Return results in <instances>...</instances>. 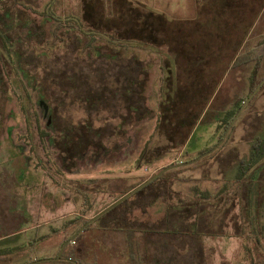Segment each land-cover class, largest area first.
Here are the masks:
<instances>
[{
    "label": "rangeland",
    "instance_id": "374dc122",
    "mask_svg": "<svg viewBox=\"0 0 264 264\" xmlns=\"http://www.w3.org/2000/svg\"><path fill=\"white\" fill-rule=\"evenodd\" d=\"M123 3L223 41L213 33L222 32L223 0H0V264H135L138 253L144 264H264V176L235 180L237 162L264 136V88L250 94L255 61L222 82L216 107L224 111L257 91L223 142L217 113L183 146L141 157L148 140L154 145L160 87L185 63L169 46L130 38L117 18ZM245 3L256 15L248 50L264 41V0ZM242 27L230 25L227 37H240ZM257 62L259 82L264 57ZM124 110L145 119L129 129ZM83 121L104 128L80 140ZM159 169L157 187L136 189Z\"/></svg>",
    "mask_w": 264,
    "mask_h": 264
},
{
    "label": "trees",
    "instance_id": "16d2710c",
    "mask_svg": "<svg viewBox=\"0 0 264 264\" xmlns=\"http://www.w3.org/2000/svg\"><path fill=\"white\" fill-rule=\"evenodd\" d=\"M223 1L224 3H219V7L217 6V12H225V14L221 15L222 32L218 33L213 30V33H216V36L218 34V36H221L223 39V41H220V39L218 38L217 43H215V40L211 42L208 38L201 37L203 36V34L201 35L200 33L196 32V27L188 29L185 23H175L174 21H169L162 14L146 10L135 12L132 8L126 7L124 3L121 4L120 10L118 8L119 16H117V18H121L122 20H124V23L126 24L124 27L125 32L129 33V35H131V33L133 32V34L136 35V37L133 36L130 38H140L145 42H151L158 46H169V50H174L177 53V57H179V59L181 58L183 60V63H185L184 66L180 67V72L176 73L173 76L174 81L170 85L163 84L160 87L162 101L158 113V123L156 126L157 132L153 137L154 145L152 146V149H149L152 141L148 140L146 142L145 148L141 153V157H147L149 156V153H151V155L160 154L171 149L172 147L183 146L190 138L194 128L198 124L207 122L208 117H214L213 121H216L217 119L215 115L217 113H223L222 118L217 120L221 122L218 128L224 129V132L220 134L219 140H221L224 137V134L227 132L229 126L231 125V122L234 119L235 115L241 109L243 102L257 87H259V90L264 88V77L259 82H257V77L259 76L260 70V65L257 61L264 57V41L263 44L261 42L259 43V46L254 45L248 50H244L243 46V40H245L247 35L250 33L253 26V21L256 20V15L254 13L248 14V10H252L253 7H249L250 5L245 3L246 0L244 3L243 0H238L237 2L235 1L236 3H232L231 0H229L230 3H227V0ZM260 1L261 0H259V2ZM125 9H127L128 11L124 13ZM217 12L215 13V18L218 17ZM236 14L238 15L236 16ZM111 17V19L117 20L116 17ZM250 18H253V21ZM218 19L220 20V17ZM204 24L211 27V24H206V22L204 21L201 22L198 26H202ZM233 24L239 25V27L244 24L247 25V27H242L243 30L242 34L240 33V37H234V33L231 34L230 38L227 37L229 33V26L231 25V27L233 28ZM170 30L173 32H168ZM165 36H169L173 44H171L170 40ZM116 37H118V34L116 35ZM238 39L240 40L237 42ZM154 40H157L158 43L154 42ZM175 40L179 42L178 44L181 45H176ZM171 46H173L174 48H171ZM253 61H255V66L251 72L252 89L247 98L241 100L237 99L235 102V106L226 109L225 111L222 108L216 107V103H219L222 82L229 74V72L237 66H241ZM141 81L144 82L141 89L145 91L146 78ZM133 82L135 81L133 80ZM128 88H130V85H128ZM128 94H130V89L128 91ZM142 96L146 98L144 94ZM125 100L126 102L124 101V103L126 105L123 106V103L122 106L126 110H133V104H131L130 102L127 104L129 98L126 97ZM148 109L149 106L146 104L145 112ZM126 110L124 111L126 112ZM128 116L129 114L127 111L125 113V117H123L121 120H123V123H126L127 120L130 119L129 126L131 127H129V129L136 127L145 119V114L142 116V118L139 119H134L132 114L131 117L128 118ZM107 120L109 122H115V118L112 117ZM81 126H83L87 130V132L84 134V137L82 136L80 138L78 135L77 141L79 140V138L80 140L82 138L87 139L90 135V132L95 135L96 133H99L101 131L100 129L104 128V125L97 128L94 122L90 123L88 121H83ZM70 136L64 137L65 141L67 140V138H69L70 140L73 137L71 134ZM157 138L164 139L165 143L158 146V141L156 140ZM90 141L93 142L92 140H89L87 142L89 144H101L100 142L90 143ZM101 145L103 146L104 144ZM159 147H161V149H158ZM213 154L214 153H212L211 155ZM263 160L264 136H259L251 144L250 154L239 159V162H237L235 180L239 182L244 180L247 173H249V171L254 166H256L260 161ZM64 165L67 166L68 164H66L64 161ZM67 168L69 169L68 171H72V169L75 168V165H68ZM160 171L161 169H159L153 175V177L158 175ZM161 177L163 176H157L156 178H154V180L145 185L144 188L148 187L151 184L153 185L154 182L157 187V183L159 184V181H161L159 179ZM162 184H165L164 186L167 187V184L164 180ZM242 186H244V184ZM161 187L159 186V188ZM195 190L196 192H200L198 187H195ZM200 194L204 199L208 198L209 196V193L206 192H201ZM245 194L243 195V198ZM104 215H102L101 217H103ZM132 257L135 264L145 263L144 256L140 253H138L137 255L132 254ZM69 262L78 264L77 262H74L72 260H69ZM92 264L97 263L94 262Z\"/></svg>",
    "mask_w": 264,
    "mask_h": 264
},
{
    "label": "water",
    "instance_id": "95a60500",
    "mask_svg": "<svg viewBox=\"0 0 264 264\" xmlns=\"http://www.w3.org/2000/svg\"><path fill=\"white\" fill-rule=\"evenodd\" d=\"M256 92H257V91H256ZM256 92H254V93L250 96V98L248 99L247 103L253 98V96L255 95ZM247 103H243V105L241 106V109H240L239 112L235 115V117H234V119L232 120L231 125L229 126L227 132L224 134L223 139H221L222 142H223L224 138L226 137L228 131L230 130V128L232 127V125L234 124V122L236 121V119L238 118V116L241 114L243 108L246 106ZM222 142H221V143H222ZM214 151H215V150H214ZM210 153H212V151L203 154V155H202L201 157H199L198 159H194V160H190V161H186V162H181V163H176V164L172 165L171 168L178 167V166H182V165H188V164L194 163V162L200 160L202 157L207 156V155L210 154ZM171 168H170V169H171ZM164 172H165V171H163V172L159 173L158 175H156V176H154V177L148 179L147 181L143 182V183L140 184L136 189H140V188L144 187L146 184H148L149 182H151V181H152L154 178H156L157 176L162 175ZM127 197H129V194H127L124 198H127ZM59 258H61V254H60Z\"/></svg>",
    "mask_w": 264,
    "mask_h": 264
},
{
    "label": "flooded vegetation",
    "instance_id": "af4514ba",
    "mask_svg": "<svg viewBox=\"0 0 264 264\" xmlns=\"http://www.w3.org/2000/svg\"><path fill=\"white\" fill-rule=\"evenodd\" d=\"M40 103V102H39ZM44 106V105H43ZM50 107V109L48 110V112H46V110L44 109V115L46 116L47 114H49L50 112L51 113H53V111H54V109L51 107V105L49 106ZM136 112H137V110H135V113L134 112H130V115L132 114V115H134L135 116V114H136ZM115 116L116 115H114V118H115ZM111 117V116H110ZM109 117V118H110ZM108 117H107V119H109ZM239 162V161H238ZM261 162L262 161H260L256 166H254L250 171H249V173H247V175H246V177L247 178H249L250 179V181H253L254 179H255V176H258V178L260 177H263L264 175V169H261V171H258L259 173L258 174H256L255 173V170H254V168H256L257 166H259L260 164H261ZM263 164H262V166L261 167H264V161L262 162ZM235 167V166H234ZM237 168V167H236ZM245 177V178H246ZM142 184V183H141ZM262 227V229L260 230V231H263V234L261 235L262 236V239H263V241H264V225L263 226H261ZM78 264H80V261L79 262H77Z\"/></svg>",
    "mask_w": 264,
    "mask_h": 264
},
{
    "label": "crops",
    "instance_id": "0c3cea01",
    "mask_svg": "<svg viewBox=\"0 0 264 264\" xmlns=\"http://www.w3.org/2000/svg\"><path fill=\"white\" fill-rule=\"evenodd\" d=\"M13 203H14V206H15V207L18 205L15 201H14ZM7 209H8V208H7ZM8 211H9V209H8Z\"/></svg>",
    "mask_w": 264,
    "mask_h": 264
}]
</instances>
